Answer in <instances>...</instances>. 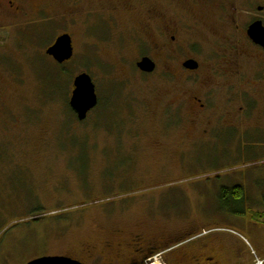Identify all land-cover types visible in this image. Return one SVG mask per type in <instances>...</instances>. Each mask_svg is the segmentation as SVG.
<instances>
[{
	"label": "rangeland",
	"instance_id": "obj_1",
	"mask_svg": "<svg viewBox=\"0 0 264 264\" xmlns=\"http://www.w3.org/2000/svg\"><path fill=\"white\" fill-rule=\"evenodd\" d=\"M38 2L32 0L27 7ZM87 2L106 8L113 3L120 9L131 1ZM47 4L53 14L30 12L26 20H32L31 27L24 30L18 24L25 20L0 17V264L72 257L82 244L115 228L159 234L164 224L157 217L164 211L220 208L229 210L226 233L245 264H264V221L256 214L264 215V195L240 208L229 198L200 193L218 176L264 175V153L252 160L255 136H239L235 148L240 157L229 164L191 163L184 170L178 151L192 150L190 143H180L184 130L166 135L174 129H198L188 119L193 97L209 101L215 94L221 103L225 95L242 93V80L251 70L248 63L233 87L218 72L234 54V43L243 41L235 35L236 25L243 30L246 21L229 24L231 7L220 9L209 0H167L150 12L151 43L129 46L126 23H119V38L113 13L97 7L86 11L85 22L80 13L75 21L67 16L68 7L79 10L71 0ZM254 12L259 14L257 8ZM180 18L184 26L177 42L156 33L155 28L166 24L180 27ZM63 34L72 36L75 53L61 67L46 52ZM141 55L157 61L154 74L143 75L133 64ZM188 60L200 61L199 74L183 69ZM81 74L92 77L100 100L83 123L69 107L74 80ZM177 110L184 116L179 127ZM255 118L248 124H259ZM229 120H235L234 114ZM195 157L189 155L190 160Z\"/></svg>",
	"mask_w": 264,
	"mask_h": 264
},
{
	"label": "flooded vegetation",
	"instance_id": "obj_2",
	"mask_svg": "<svg viewBox=\"0 0 264 264\" xmlns=\"http://www.w3.org/2000/svg\"><path fill=\"white\" fill-rule=\"evenodd\" d=\"M38 1L36 7L30 6L33 7L30 8L27 6L31 4L32 0H0V17L18 22L25 20L24 23L18 24L20 27L22 25L24 30L27 26L31 27L29 23L32 20H26L30 15L51 16L53 14L50 12V5L47 4L49 0ZM71 1L75 4V7H79V10L72 11L74 6L68 7V15H65L76 21V17L80 13L85 22L87 10H94L98 7L102 12L113 13L116 34L119 38L122 35L119 23L123 20L126 23L127 33L131 37L129 41L123 37L124 40L129 46L136 44L142 46L147 45L149 41L151 43L153 26L149 22V18L152 17L150 12L153 11V5L156 6L158 3L167 0H144V4L140 3L141 0H130L131 2L126 5L122 4V8L119 7L120 9L116 8V4L113 7V3L107 6L109 8H106L104 5H89L87 0ZM250 1L253 0H209L220 9L231 7V9H228V15H226L229 24L237 22L238 19L246 21L243 30H240L241 27L236 25L235 35L237 37V34H239L243 43L239 41L234 43V54L226 59L221 69L223 72L220 74L218 72V76L227 82H232L228 85L233 87V82L239 79V75L243 71V65L248 63L247 65H250L251 70L246 73V78L242 80L241 94L225 95L221 103H218L215 94L209 95L211 98L209 101L203 100L201 96L193 97L194 111L188 115V119H191L198 129H174V131L166 134L171 137L174 136L173 134L181 133L184 130L183 135L180 137L182 139L180 143L185 144L186 142L192 146L191 151H178L179 161L184 170L188 169L191 163L212 166L229 164L235 161L240 157V153H237L235 147L241 134L255 136L253 139L257 144H254L256 149L252 160L259 154L264 153V47L256 45L248 36L249 28L254 23L262 22L264 27V6H260L261 0H254L253 8L249 9ZM99 2L101 3L102 0H99ZM236 5H240V8H236ZM254 8H257L259 14L254 12ZM245 9L247 10L246 15L243 16ZM30 12H33V14H30ZM182 19L185 18L182 17ZM136 22L139 26L136 25ZM179 22L180 27L177 23L176 28L174 25L169 24H166L164 28H154L159 36L167 37L171 40V43H174L178 39L176 34L184 26V21H181V18ZM73 49L75 53L74 42ZM143 58H150L156 64L157 70V61L151 56L144 57L141 55L139 60L133 64H136L137 67V64ZM195 61L199 64L198 70H186L184 68L185 62L182 65L183 69L192 74H199L202 70V64L198 60ZM70 62L61 66H65ZM140 73L142 72L140 71ZM233 104H235L234 111L231 109ZM99 106L100 100L97 108ZM182 112L181 110L176 111L177 126L183 122ZM90 114H88V118ZM233 114L235 120L230 121L229 118ZM256 116L259 117L257 120L259 124L249 125L248 123L252 119H256ZM234 135H238V137L235 138ZM192 154L196 157L190 160L189 155ZM185 172L178 175H183ZM208 187L209 189L200 193L211 194V196L218 199L240 193L242 204H248L249 199L264 195V175L234 178L218 176L211 184H208ZM251 210L253 211V208ZM256 214L258 219L264 221V215ZM230 216L229 210H223L222 208L211 212L195 213H187L183 210L175 213L164 211L162 217H157L161 218L162 224H164V228L161 229L159 234L149 235L144 231L128 234V231L116 230L115 228L102 239L82 244L81 250L74 256L64 257L82 264H153L156 260L160 264H245L244 255L238 248L234 247L232 237L226 233ZM148 217L157 219L153 218L152 215ZM122 218H125V215ZM173 221L176 222L174 228L172 227Z\"/></svg>",
	"mask_w": 264,
	"mask_h": 264
},
{
	"label": "water",
	"instance_id": "obj_3",
	"mask_svg": "<svg viewBox=\"0 0 264 264\" xmlns=\"http://www.w3.org/2000/svg\"><path fill=\"white\" fill-rule=\"evenodd\" d=\"M262 10V9H260ZM248 36L256 44L264 47V27L262 22H256L249 28ZM46 55L53 58L59 65L70 62L74 56L73 41L71 36L63 35L58 38L55 44L50 47ZM137 68L145 74H152L156 71V64L150 58H143ZM184 68L189 71L199 69L195 60H188ZM98 95L96 85L88 74H81L74 80V91L70 99V107L79 122H84L88 114L98 106ZM29 264H82L67 257H49L30 262Z\"/></svg>",
	"mask_w": 264,
	"mask_h": 264
},
{
	"label": "trees",
	"instance_id": "obj_4",
	"mask_svg": "<svg viewBox=\"0 0 264 264\" xmlns=\"http://www.w3.org/2000/svg\"><path fill=\"white\" fill-rule=\"evenodd\" d=\"M57 65H59V64H57ZM59 66H61V65H59ZM61 67H63V66H61ZM69 107H70V102H69ZM70 111L73 113V111L71 110V107H70ZM74 114V113H73ZM75 115V114H74ZM76 116V115H75ZM77 118V117H76ZM78 120V119H77ZM79 122V121H78ZM80 123V122H79ZM227 198H229L230 199V201H232V203H234V206L235 207H240L241 208V204H242V196H241V194L240 193H235V194H233V195H231V196H225V197H223V198H221V199H225V200H227Z\"/></svg>",
	"mask_w": 264,
	"mask_h": 264
},
{
	"label": "bare ground",
	"instance_id": "obj_5",
	"mask_svg": "<svg viewBox=\"0 0 264 264\" xmlns=\"http://www.w3.org/2000/svg\"><path fill=\"white\" fill-rule=\"evenodd\" d=\"M60 38V37H59ZM158 264V263H157Z\"/></svg>",
	"mask_w": 264,
	"mask_h": 264
}]
</instances>
